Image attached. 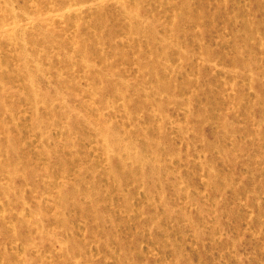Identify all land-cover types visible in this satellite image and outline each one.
Masks as SVG:
<instances>
[{"label": "rangeland", "instance_id": "1", "mask_svg": "<svg viewBox=\"0 0 264 264\" xmlns=\"http://www.w3.org/2000/svg\"><path fill=\"white\" fill-rule=\"evenodd\" d=\"M77 2L0 58V264H264V0Z\"/></svg>", "mask_w": 264, "mask_h": 264}, {"label": "bare ground", "instance_id": "2", "mask_svg": "<svg viewBox=\"0 0 264 264\" xmlns=\"http://www.w3.org/2000/svg\"><path fill=\"white\" fill-rule=\"evenodd\" d=\"M33 1H36V0H33ZM27 2H28V0H6L5 3H3L4 5L0 6V12H1V14H0V58L5 57L6 52H8V46L9 45L11 47H13V49L15 51L18 50L19 54L23 55V50H24V45H25V40H26V31L30 29V28L28 29V25H31L32 22L37 20V18H36L33 21V19L29 17V13H28L27 8H26ZM45 2L48 4L47 7H49L52 11H54L58 8H70L72 4L78 3L77 0H45ZM96 2H97V0H96ZM98 2H100V1H98ZM101 3H103V2H101ZM32 5H33V3H31V6ZM75 6H77V5H75ZM93 6H94V4H93ZM73 11H75V10H73ZM49 12H50V10H49ZM57 15H61V14H57ZM48 16H46L47 19H50L51 17H48ZM37 21L40 22L39 19ZM42 21L43 20L41 18V22ZM13 54H14V52H13ZM21 55H20V57H21ZM1 67H2V65L0 63V68ZM19 73H20V71H19V69H17V72L15 74L19 75ZM18 89H19V87H18ZM13 107L17 108L18 105L14 104ZM22 108L23 107H21V109ZM1 109H2V105L0 104V110ZM23 113H21V114H23ZM12 117L13 116L9 117L10 120H13ZM0 132L5 133V129L1 123H0ZM6 161L8 162V158H6ZM7 165H8L7 163L1 164L0 165V172H4Z\"/></svg>", "mask_w": 264, "mask_h": 264}]
</instances>
